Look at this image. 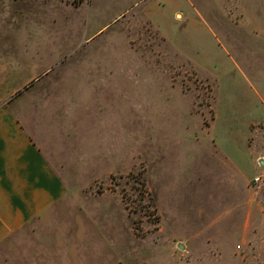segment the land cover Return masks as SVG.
I'll list each match as a JSON object with an SVG mask.
<instances>
[{
  "label": "rangeland",
  "instance_id": "rangeland-1",
  "mask_svg": "<svg viewBox=\"0 0 264 264\" xmlns=\"http://www.w3.org/2000/svg\"><path fill=\"white\" fill-rule=\"evenodd\" d=\"M1 105L68 193L0 264H264V0H0Z\"/></svg>",
  "mask_w": 264,
  "mask_h": 264
},
{
  "label": "crops",
  "instance_id": "crops-1",
  "mask_svg": "<svg viewBox=\"0 0 264 264\" xmlns=\"http://www.w3.org/2000/svg\"><path fill=\"white\" fill-rule=\"evenodd\" d=\"M67 193L36 138L9 107L1 105L0 248L62 202Z\"/></svg>",
  "mask_w": 264,
  "mask_h": 264
},
{
  "label": "built area",
  "instance_id": "built-area-1",
  "mask_svg": "<svg viewBox=\"0 0 264 264\" xmlns=\"http://www.w3.org/2000/svg\"><path fill=\"white\" fill-rule=\"evenodd\" d=\"M260 180H261L260 177H257V178H256V181H260Z\"/></svg>",
  "mask_w": 264,
  "mask_h": 264
}]
</instances>
